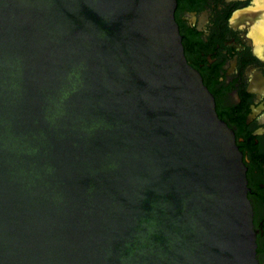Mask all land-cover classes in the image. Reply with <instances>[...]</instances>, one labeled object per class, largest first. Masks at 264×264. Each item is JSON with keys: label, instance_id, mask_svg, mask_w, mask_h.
I'll use <instances>...</instances> for the list:
<instances>
[{"label": "water", "instance_id": "1", "mask_svg": "<svg viewBox=\"0 0 264 264\" xmlns=\"http://www.w3.org/2000/svg\"><path fill=\"white\" fill-rule=\"evenodd\" d=\"M174 0H0V264H256L232 131Z\"/></svg>", "mask_w": 264, "mask_h": 264}, {"label": "flooded vegetation", "instance_id": "2", "mask_svg": "<svg viewBox=\"0 0 264 264\" xmlns=\"http://www.w3.org/2000/svg\"><path fill=\"white\" fill-rule=\"evenodd\" d=\"M173 20L187 65L232 131L264 264V0H174Z\"/></svg>", "mask_w": 264, "mask_h": 264}]
</instances>
